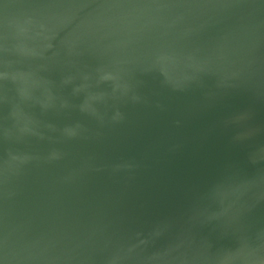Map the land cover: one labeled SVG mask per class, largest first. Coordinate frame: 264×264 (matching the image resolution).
<instances>
[{"label":"water","instance_id":"1","mask_svg":"<svg viewBox=\"0 0 264 264\" xmlns=\"http://www.w3.org/2000/svg\"><path fill=\"white\" fill-rule=\"evenodd\" d=\"M0 264H264V0H0Z\"/></svg>","mask_w":264,"mask_h":264}]
</instances>
